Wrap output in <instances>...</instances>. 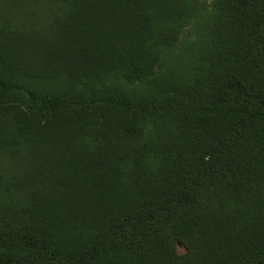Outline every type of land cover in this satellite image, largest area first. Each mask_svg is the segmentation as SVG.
<instances>
[{
  "label": "trees",
  "instance_id": "16d2710c",
  "mask_svg": "<svg viewBox=\"0 0 264 264\" xmlns=\"http://www.w3.org/2000/svg\"><path fill=\"white\" fill-rule=\"evenodd\" d=\"M0 264H264V0H0Z\"/></svg>",
  "mask_w": 264,
  "mask_h": 264
},
{
  "label": "rangeland",
  "instance_id": "374dc122",
  "mask_svg": "<svg viewBox=\"0 0 264 264\" xmlns=\"http://www.w3.org/2000/svg\"><path fill=\"white\" fill-rule=\"evenodd\" d=\"M179 251L182 252V249L179 247Z\"/></svg>",
  "mask_w": 264,
  "mask_h": 264
}]
</instances>
